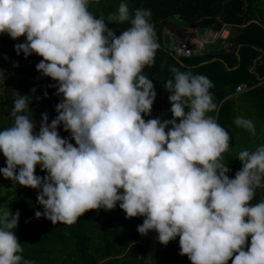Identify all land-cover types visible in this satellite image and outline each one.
<instances>
[{"label":"clouds","instance_id":"9594fccd","mask_svg":"<svg viewBox=\"0 0 264 264\" xmlns=\"http://www.w3.org/2000/svg\"><path fill=\"white\" fill-rule=\"evenodd\" d=\"M90 2L0 0V35L26 36L17 55L42 57L36 70L57 81L63 97L51 124L42 115L37 134L33 117L24 114L30 96L19 95L12 126L0 130L6 159L0 175L38 190L44 211L35 218L53 225L118 204L127 218L144 217L139 234L154 231L165 246L179 237L180 255L191 264H264V201L251 203L264 181V146L241 151L243 167L229 178L221 161L231 138L208 115L217 109L214 85L177 68L164 85L173 119L146 121L157 96L142 74L158 50L151 12L132 14L121 3L109 19L130 26L116 36L89 11ZM234 123L255 133L249 119ZM61 124L76 146L59 135ZM37 166L45 177L36 175ZM19 217L0 210V264H22L14 231Z\"/></svg>","mask_w":264,"mask_h":264},{"label":"trees","instance_id":"16d2710c","mask_svg":"<svg viewBox=\"0 0 264 264\" xmlns=\"http://www.w3.org/2000/svg\"><path fill=\"white\" fill-rule=\"evenodd\" d=\"M121 3H126L132 14L137 9L150 10L158 44L154 64L146 66L142 73L152 80L157 93L151 114L144 119H173L170 93L164 86L168 80H174L172 68L207 77L214 85L210 93L217 105L216 111L208 115L215 118L231 138L221 162L230 169L229 178H235L243 167L238 154L264 146V141L247 143L241 140L242 136L237 139L235 133L250 132L234 123L238 117L249 119L255 126V135L264 134V0H91L89 11L103 18L116 36L130 26L114 24L109 19L118 14ZM257 17L262 22H254ZM223 23L234 26L237 31L231 40L235 49L177 61L173 52L163 47V34L168 26L184 36L180 27L216 31ZM116 27L120 29L113 30ZM25 41L26 36L13 40L7 34L0 35V130L12 126L14 102L21 94L30 96V111L24 114L33 117L38 134L42 115L46 113L51 124L63 97L57 95L58 82L36 70L42 57L32 54L25 58L22 52L17 55L15 46ZM241 84L248 90L237 94ZM57 131L76 146L62 124ZM239 144L242 146L236 149ZM4 167L6 159L0 153V168ZM36 175L43 178L47 173L37 166ZM0 192L4 193L0 198L11 207V213H20L14 231L23 248L22 264L23 261L31 264H191L187 256L180 255L179 237L165 246L154 231L139 234L137 228L144 217L127 218L118 204L113 210L86 212L72 225H53L43 217L35 218L37 211H44L37 201L38 190L23 188L0 175ZM261 201H264V181L255 190L251 203ZM250 240L249 237L245 250ZM228 264H232V260Z\"/></svg>","mask_w":264,"mask_h":264},{"label":"built area","instance_id":"2783aa9c","mask_svg":"<svg viewBox=\"0 0 264 264\" xmlns=\"http://www.w3.org/2000/svg\"><path fill=\"white\" fill-rule=\"evenodd\" d=\"M152 23V15L150 16ZM236 29L230 24L223 23L219 30H196L195 33L184 36H176L175 47L172 50L173 56L177 61L192 57H202L208 53L210 46L219 45L220 51L235 49L231 40L236 36ZM170 50V49H168ZM171 51V50H170ZM246 85L241 84L237 87V94L246 92Z\"/></svg>","mask_w":264,"mask_h":264},{"label":"rangeland","instance_id":"374dc122","mask_svg":"<svg viewBox=\"0 0 264 264\" xmlns=\"http://www.w3.org/2000/svg\"><path fill=\"white\" fill-rule=\"evenodd\" d=\"M118 29H120V27H116L115 29H113V30H118ZM220 49V47H219V45H215V46H210L209 47V50L211 51V52H216V51H218ZM186 111H187V109H186ZM250 133H246V135L245 134H243V133H241V135L239 134V133H235L236 134V136L235 137H237V139H240V137L242 136V138H241V140L242 141H246L247 143H249V142H253L254 140H258V141H260V142H263L264 141V134H261V135H259L258 133V135H255V133L253 134L251 131H249ZM257 141V142H258ZM247 143L243 146V147H246L247 146ZM240 146H242V145H238L237 147H236V149L238 148V147H240ZM4 195V193L3 192H0V197L1 196H3ZM7 203H6V201H4L3 199H1L0 198V210H3V209H6V208H9V210L11 209V207L9 206V207H7V205H6ZM6 205V206H5Z\"/></svg>","mask_w":264,"mask_h":264},{"label":"water","instance_id":"95a60500","mask_svg":"<svg viewBox=\"0 0 264 264\" xmlns=\"http://www.w3.org/2000/svg\"><path fill=\"white\" fill-rule=\"evenodd\" d=\"M192 27L188 28V29H191ZM181 30H183V32H187L188 29L184 28V27H180ZM193 30H197L196 27H193L192 28ZM175 34L176 36H181V35H178L177 33L174 32L173 29H171L169 26L166 27V30L163 34V40H164V46L168 49H170L171 51L174 49L175 47V40H176V36L172 35V34Z\"/></svg>","mask_w":264,"mask_h":264},{"label":"crops","instance_id":"0c3cea01","mask_svg":"<svg viewBox=\"0 0 264 264\" xmlns=\"http://www.w3.org/2000/svg\"><path fill=\"white\" fill-rule=\"evenodd\" d=\"M257 20H254V22H256V23H259V21L260 22H262V19L260 20V17L258 18H256ZM119 30V29H118ZM166 30V29H165ZM165 32V31H164ZM196 31L195 30H193L192 28L191 29H188L187 30V32L185 33V34H192V33H195ZM163 47L165 48V49H168V48H166L165 46H164V40H163ZM220 51V49L218 50V51H216V52H211V53H213V54H217L218 52ZM221 52V51H220Z\"/></svg>","mask_w":264,"mask_h":264}]
</instances>
